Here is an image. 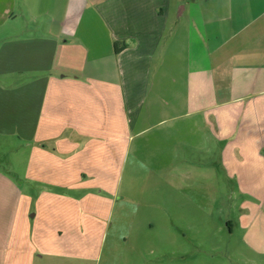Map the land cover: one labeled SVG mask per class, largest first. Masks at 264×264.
Returning <instances> with one entry per match:
<instances>
[{"label": "crops", "instance_id": "obj_1", "mask_svg": "<svg viewBox=\"0 0 264 264\" xmlns=\"http://www.w3.org/2000/svg\"><path fill=\"white\" fill-rule=\"evenodd\" d=\"M153 120L159 144H222L224 174L264 173L263 156H228L264 144V0H0V137L37 182L0 173V264H93L101 189ZM258 210L237 221L247 264H264Z\"/></svg>", "mask_w": 264, "mask_h": 264}, {"label": "rangeland", "instance_id": "obj_2", "mask_svg": "<svg viewBox=\"0 0 264 264\" xmlns=\"http://www.w3.org/2000/svg\"><path fill=\"white\" fill-rule=\"evenodd\" d=\"M154 121L137 136L128 132L132 138L118 172L101 189L108 207L105 241L93 264H247L237 221L244 206L261 207L264 215V173L241 175L236 165L224 174L217 164L222 144H159L157 133L166 125L152 126ZM232 147L231 160L264 157V144ZM25 160L22 144L0 137V173L23 193L27 187L34 193L37 182L22 175ZM209 165L213 173L206 171ZM240 186L255 194H243ZM227 220L235 224L233 234L227 233Z\"/></svg>", "mask_w": 264, "mask_h": 264}, {"label": "trees", "instance_id": "obj_3", "mask_svg": "<svg viewBox=\"0 0 264 264\" xmlns=\"http://www.w3.org/2000/svg\"><path fill=\"white\" fill-rule=\"evenodd\" d=\"M120 48H118L117 46H115L114 50L115 51H118Z\"/></svg>", "mask_w": 264, "mask_h": 264}]
</instances>
